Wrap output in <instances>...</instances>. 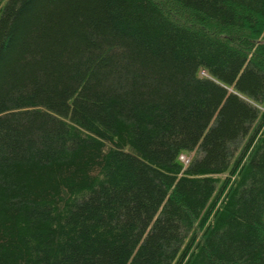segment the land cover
Wrapping results in <instances>:
<instances>
[{
    "label": "trees",
    "instance_id": "16d2710c",
    "mask_svg": "<svg viewBox=\"0 0 264 264\" xmlns=\"http://www.w3.org/2000/svg\"><path fill=\"white\" fill-rule=\"evenodd\" d=\"M0 264H264V0H0Z\"/></svg>",
    "mask_w": 264,
    "mask_h": 264
}]
</instances>
